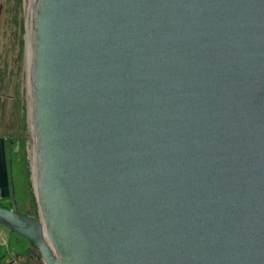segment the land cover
Masks as SVG:
<instances>
[{
    "label": "water",
    "instance_id": "water-1",
    "mask_svg": "<svg viewBox=\"0 0 264 264\" xmlns=\"http://www.w3.org/2000/svg\"><path fill=\"white\" fill-rule=\"evenodd\" d=\"M26 4L38 209L0 226L45 264H264V0Z\"/></svg>",
    "mask_w": 264,
    "mask_h": 264
},
{
    "label": "rangeland",
    "instance_id": "rangeland-1",
    "mask_svg": "<svg viewBox=\"0 0 264 264\" xmlns=\"http://www.w3.org/2000/svg\"><path fill=\"white\" fill-rule=\"evenodd\" d=\"M14 18L17 19L16 22L13 20ZM21 25L24 28V33H22L23 28ZM28 25L29 16L26 0H22L20 3L16 0H0V76L1 73H7L6 86L0 92L2 100L0 101V137L13 136L18 133L21 135L24 141L25 158L23 159L22 154L19 155L21 159L19 165L22 166L24 171L22 177L18 176L17 178L25 179V176L30 178V193L35 198V177L32 158L34 134L29 108ZM21 41H24V53L22 59L19 60ZM19 171L21 172V169ZM20 188H22L25 195L27 184L24 183ZM17 189H19V185ZM9 199H0V205H6ZM15 200L20 203V193ZM18 210L25 213L20 205ZM35 215L37 217V212ZM0 230L9 234L7 238L2 240L3 251L6 255L10 256L4 263L14 261L12 259L13 255L10 252L14 255H19L18 257L20 258V255L26 252L28 241L2 226H0ZM20 260H18L19 263ZM30 264L45 263L30 258Z\"/></svg>",
    "mask_w": 264,
    "mask_h": 264
},
{
    "label": "trees",
    "instance_id": "trees-1",
    "mask_svg": "<svg viewBox=\"0 0 264 264\" xmlns=\"http://www.w3.org/2000/svg\"><path fill=\"white\" fill-rule=\"evenodd\" d=\"M19 3L22 0H16ZM16 22V18L13 19ZM23 25V24H22ZM21 25V27L23 28V26ZM22 33H24V28L22 29ZM23 53H24V41H21V50L19 53V60L22 59L23 57ZM7 78V73H1L0 76V92L3 91L5 85V81ZM0 101L1 98H0ZM5 138V146H6V156H7V165H8V173H9V179H10V184H11V188L14 191V196H11L9 200H7L6 205H0L1 207L7 208V209H13L14 208V200L17 198V195L20 193L21 196V201L19 203V201H17V208L19 207V205L21 206L22 209H24L25 213L30 214L32 216H36L35 213L38 209V205L37 202L35 200V198L33 197V195L30 193V189H31V182H30V178L28 176H25V179H19L17 178L18 176L23 175V169L22 166L19 165V161L21 160L19 158V155H23V159L25 158V152H24V148H23V139L21 138V135L18 133L16 135H10ZM19 169H21V172L19 171ZM17 178V179H16ZM18 182V183H17ZM24 183L27 184V188H26V192L25 195L22 191V188H20V186L24 185ZM19 185V189H17V186ZM18 191V194H17ZM5 200V199H4ZM27 240V239H26ZM28 241V240H27ZM28 243H31L30 241H28ZM32 244V243H31ZM2 249L0 248V251ZM13 255V260L14 261H10L8 263H4L5 261H7L8 255L5 254L4 251L0 252V264H12L13 262H16V264H20L18 259H19V255ZM20 256H22L24 259V263L22 264H28V259L30 260V257H28V253L27 251L23 254H21ZM23 262V261H22ZM30 264V262H29Z\"/></svg>",
    "mask_w": 264,
    "mask_h": 264
},
{
    "label": "flooded vegetation",
    "instance_id": "flooded-vegetation-1",
    "mask_svg": "<svg viewBox=\"0 0 264 264\" xmlns=\"http://www.w3.org/2000/svg\"><path fill=\"white\" fill-rule=\"evenodd\" d=\"M26 251L28 253V257L32 258V259H35L36 261H42L39 259V251L38 249L36 248L35 245L31 244V243H27L26 244ZM21 259V260H20ZM24 259L22 256L18 259L20 260L21 263H24ZM26 260V259H25ZM23 261V262H22ZM28 264L30 262V260L28 259Z\"/></svg>",
    "mask_w": 264,
    "mask_h": 264
},
{
    "label": "crops",
    "instance_id": "crops-1",
    "mask_svg": "<svg viewBox=\"0 0 264 264\" xmlns=\"http://www.w3.org/2000/svg\"><path fill=\"white\" fill-rule=\"evenodd\" d=\"M8 231V230H7ZM8 232H5V231H1L0 230V248L2 249L0 252H2L3 251V242H2V240H4L5 238H7L8 237ZM10 254L12 255L13 253H11L10 252ZM12 264H16V262H13Z\"/></svg>",
    "mask_w": 264,
    "mask_h": 264
},
{
    "label": "bare ground",
    "instance_id": "bare-ground-1",
    "mask_svg": "<svg viewBox=\"0 0 264 264\" xmlns=\"http://www.w3.org/2000/svg\"><path fill=\"white\" fill-rule=\"evenodd\" d=\"M30 36H31V32H30V24H29L28 25V53H29V45H30Z\"/></svg>",
    "mask_w": 264,
    "mask_h": 264
}]
</instances>
